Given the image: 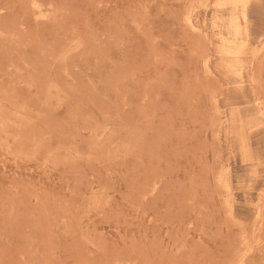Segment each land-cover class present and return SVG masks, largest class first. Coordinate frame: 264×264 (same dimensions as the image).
I'll list each match as a JSON object with an SVG mask.
<instances>
[{
	"label": "rangeland",
	"instance_id": "1",
	"mask_svg": "<svg viewBox=\"0 0 264 264\" xmlns=\"http://www.w3.org/2000/svg\"><path fill=\"white\" fill-rule=\"evenodd\" d=\"M0 264H264V0H0Z\"/></svg>",
	"mask_w": 264,
	"mask_h": 264
}]
</instances>
